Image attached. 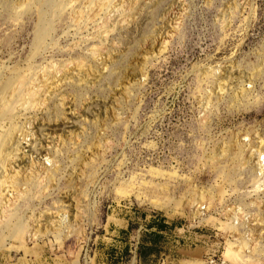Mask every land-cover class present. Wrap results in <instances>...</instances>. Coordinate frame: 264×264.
Here are the masks:
<instances>
[{"label":"rangeland","instance_id":"rangeland-1","mask_svg":"<svg viewBox=\"0 0 264 264\" xmlns=\"http://www.w3.org/2000/svg\"><path fill=\"white\" fill-rule=\"evenodd\" d=\"M14 100L0 264H264V0H0Z\"/></svg>","mask_w":264,"mask_h":264},{"label":"bare ground","instance_id":"bare-ground-1","mask_svg":"<svg viewBox=\"0 0 264 264\" xmlns=\"http://www.w3.org/2000/svg\"><path fill=\"white\" fill-rule=\"evenodd\" d=\"M17 100H14L12 102H3L0 104V121L8 114L12 113L15 110V105H16ZM1 146H2V140H0V164L4 161V158L6 157L4 152L1 151ZM46 157V156H45ZM264 157V153H258L257 155V159H256V169L258 172L262 173L263 171V163L264 160L261 161V158ZM48 161V159H47ZM42 163V162H41ZM50 163V162H49ZM44 166V164H43ZM44 169V168H43ZM257 172V173H258ZM206 209V208H205ZM201 214L200 210L197 211V213L195 214V216H199ZM233 218H235L233 216ZM230 219H232V217L230 216ZM232 225H225V228H222L220 226V230H222V232L225 234V237H238V234L236 233V228L240 226V223H242V220L236 219L235 221L237 222V226H234L235 221L232 220ZM187 264V263H186Z\"/></svg>","mask_w":264,"mask_h":264}]
</instances>
